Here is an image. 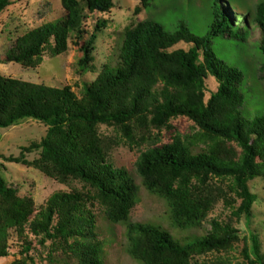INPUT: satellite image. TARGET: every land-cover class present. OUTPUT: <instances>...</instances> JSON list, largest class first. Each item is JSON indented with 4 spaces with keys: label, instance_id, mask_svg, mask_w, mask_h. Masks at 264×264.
I'll return each instance as SVG.
<instances>
[{
    "label": "trees",
    "instance_id": "trees-1",
    "mask_svg": "<svg viewBox=\"0 0 264 264\" xmlns=\"http://www.w3.org/2000/svg\"><path fill=\"white\" fill-rule=\"evenodd\" d=\"M152 1L141 0L143 9H150ZM239 2L208 0L203 35H194L183 23L170 31L165 22L150 18L125 29L116 66L84 83L80 98L69 87L0 75V131L30 120L46 127L40 142L21 148L18 157L0 158L33 167L60 184L82 185L52 194L36 211L32 198H20L0 176V259L9 256L13 232L20 259L11 264H38L29 234L43 232L51 246L40 262L104 264L106 240L96 225L97 208L108 224L125 226L126 254L140 264H231L223 257L212 262L200 258L232 250L239 240L236 225L242 218L251 221L257 200L249 183L264 180V105L252 118L244 112L248 57H256L258 79L264 81V0L253 14L234 16L225 9V3L233 9ZM11 5L12 0H0V16ZM61 5V20L17 39L2 63L36 68L43 48L49 46L53 57L63 55L72 34L81 53L79 74H87L95 41L107 23L98 21L87 35L85 20L88 14L109 13L113 1L62 0ZM252 29L259 31L257 42H250ZM224 50L236 55L226 59ZM210 78L216 83L211 92ZM179 117L198 128L195 139L176 134L170 143L158 145L159 135L152 131L170 129L169 122ZM100 126L113 128L136 146L149 141L134 173L149 194L166 202L173 228L203 229L220 202L228 216L211 219L205 234L184 241L160 226L131 223L140 189L134 177L109 161L112 141L101 136ZM33 153L38 158L27 161L25 155ZM250 242L241 251L244 264H264L258 237L252 234Z\"/></svg>",
    "mask_w": 264,
    "mask_h": 264
},
{
    "label": "rangeland",
    "instance_id": "rangeland-1",
    "mask_svg": "<svg viewBox=\"0 0 264 264\" xmlns=\"http://www.w3.org/2000/svg\"><path fill=\"white\" fill-rule=\"evenodd\" d=\"M62 0H12V5L8 7L0 16V75L16 79L22 82L44 85L47 87L61 89L69 87L78 97L82 94V85L92 83L104 68L115 67L117 63L118 51L123 39L124 30L135 26L138 22L146 19H156L165 22L168 29L172 31L180 23H183L194 35L205 33L206 22L202 13L208 0H153L150 9H143L141 0H112L113 8L109 13L88 14L85 20V31L90 35L98 21H106V27L98 34L92 52L93 62L89 72L84 76L79 74L77 62L81 58L76 41L72 34L68 40V50L65 54L52 56L49 46L43 48L42 62L36 68H27L23 64L2 63L9 50L14 46L17 39L26 33L38 29L47 23L61 20L65 16V11L61 5ZM81 1V0H79ZM240 2L227 8L234 16L245 13H254L256 5L263 0H239ZM241 6V7H238ZM259 31L252 29L250 42L259 41ZM87 36L84 38L86 39ZM226 59L232 60V51L224 50ZM251 69L249 81L247 83V96L245 97L244 112L250 118L254 117L258 109L264 105V81L258 79L256 57L251 56L246 60ZM209 92L216 90V83L213 79L206 82ZM209 92L206 99L209 98ZM260 111V110H259ZM170 129L152 131L153 135H159L158 145L168 144L176 134L184 140H194L198 134L195 124L185 117L172 119L169 122ZM99 133L102 137L112 141L108 150V159L116 168H123L139 186L140 192L138 202L133 207L129 215L131 223H150L162 227L178 240H185L193 235H203L209 230L208 221L213 218L224 220L228 216V211L224 210L222 203H218L213 211L208 215L207 222L203 224L201 230L180 231L173 228L170 219V210L166 202L156 195L149 194L135 176V162L140 153L149 147V141L141 146L130 144L113 128L100 126ZM46 134V127L33 120L21 122L9 129L0 131V156L18 157L21 148L27 147L32 142H40ZM237 153L240 152L235 144H230ZM27 161L38 158L37 153L25 155ZM0 176L5 181L18 190L20 198L30 197L34 201L36 211L43 206L46 200L54 193L68 192L71 187L81 188V184L72 181L70 186L60 184L56 180L47 177L33 167L8 163L0 158ZM249 189L256 195L257 200L252 207V219L248 223L242 218L237 223L236 228L239 233V240L233 244L232 250L227 253H209L202 256L200 261L212 262L216 257H223L230 260L231 264H244L241 251L245 245L251 247L250 236L256 235L261 244V253L264 255V180L256 179L249 183ZM96 215V225L101 233V238L106 240L104 264H140L131 259L126 254L125 226L108 224L94 208ZM44 233L38 232L29 234V239L33 243L32 253L38 264H48L40 262L38 259L46 257L50 241H44ZM9 256L0 259V264H11L20 259L18 252L20 247L17 244L16 236L13 232L9 237Z\"/></svg>",
    "mask_w": 264,
    "mask_h": 264
}]
</instances>
